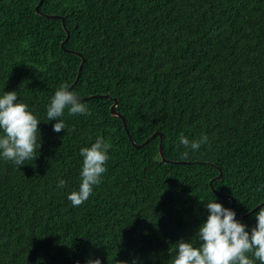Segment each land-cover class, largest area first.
Segmentation results:
<instances>
[{
	"label": "trees",
	"instance_id": "1",
	"mask_svg": "<svg viewBox=\"0 0 264 264\" xmlns=\"http://www.w3.org/2000/svg\"><path fill=\"white\" fill-rule=\"evenodd\" d=\"M39 1L0 0V94L17 90L46 120L83 56L71 90L111 98L82 99L85 115L65 110L59 133L41 121L37 157L20 168L0 160V264H171L214 196L226 207L232 196L250 231L264 201V0H44L42 12L65 17L66 50L62 19L37 13ZM114 98L136 143L160 131L165 156L190 163L163 162L159 136L134 146ZM202 133L209 142L183 159L178 138ZM97 136L111 144L107 172L74 207L79 150Z\"/></svg>",
	"mask_w": 264,
	"mask_h": 264
},
{
	"label": "clouds",
	"instance_id": "2",
	"mask_svg": "<svg viewBox=\"0 0 264 264\" xmlns=\"http://www.w3.org/2000/svg\"><path fill=\"white\" fill-rule=\"evenodd\" d=\"M18 97L17 90L0 94V160L18 168L37 157L36 153L41 148L38 127L41 121L55 120L53 131L59 133L68 127L64 119L65 110L70 116L89 113L88 105L67 84L61 85L51 96L46 105V120L39 118ZM178 139L183 147V159H188L190 153L209 142L207 134L203 133L199 139L192 140L188 136ZM110 149L111 144L103 136H97L90 146L80 148L79 187L67 196L74 207L87 201L94 188L102 183ZM66 185L63 177H57V188L63 189ZM258 190L264 191V184ZM201 201L208 210L207 218L198 226L194 237L175 242L170 252L171 264H264V206L254 213L257 223L249 231L247 224L237 218L236 211L224 206L216 196ZM84 264H102V260L99 257L88 258ZM119 264H142V259L133 256L119 261Z\"/></svg>",
	"mask_w": 264,
	"mask_h": 264
},
{
	"label": "water",
	"instance_id": "3",
	"mask_svg": "<svg viewBox=\"0 0 264 264\" xmlns=\"http://www.w3.org/2000/svg\"><path fill=\"white\" fill-rule=\"evenodd\" d=\"M44 0H40L38 5L36 6V12L43 15L44 17H47V18H58V19H62V24H63V27L66 29V32H67V37L65 38V40L62 42V48L66 50L65 48V44L67 42V40L69 39V36H70V31L66 28V22H65V17L61 16V15H58V14H47V13H44L40 10V7L42 6ZM72 53H75V54H78L80 56H82L79 52H76V51H71ZM82 62L79 66V73H78V76L76 77V80L74 81V83L70 86V90L73 88V86L78 82L79 80V77L81 75V71H82V68L85 64V59L84 57L82 56ZM97 97H103V98H111L110 95H107V94H94V95H90L88 97H81L82 99H88V98H97ZM118 103H119V99L118 98H114V102L113 104L111 105V113L112 115L114 116H119L122 118L123 120V123L125 125V128H126V131L129 135V138L130 140L132 141L133 145L136 146L137 148H141V147H144L148 142H150L151 140L155 139L157 136L160 137V145H159V148H160V155L162 157V160L163 162H173V163H190L189 161H174V160H169L166 156H165V151H164V148H163V139H164V134L160 131H156L154 132L145 142H143L142 144H138L136 143V141L134 140V138L132 137L129 129L127 128V123H126V118L125 116L120 113L118 110H117V106H118ZM210 165H214L216 168H218L217 165L213 164V163H209ZM219 169V168H218ZM222 178V172H221V169H220V173L217 177H214L213 179H211L210 181V185L212 186V189H214V181L217 180V179H220ZM215 190V189H214ZM218 193V192H217ZM220 194V193H218ZM225 197H228L232 200V204L229 208H232L233 204L235 203V200L232 196L230 195H224ZM264 205V201L262 203H260L259 205H257L253 210L250 211V213H252L253 211L257 210L260 206ZM249 213V214H250ZM243 216H247V214H244V215H237V218H242Z\"/></svg>",
	"mask_w": 264,
	"mask_h": 264
}]
</instances>
